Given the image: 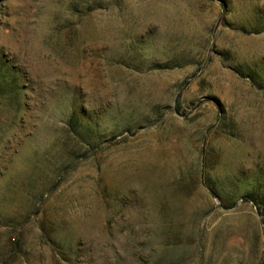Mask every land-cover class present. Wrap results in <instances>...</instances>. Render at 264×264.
Instances as JSON below:
<instances>
[{"label": "rangeland", "instance_id": "obj_1", "mask_svg": "<svg viewBox=\"0 0 264 264\" xmlns=\"http://www.w3.org/2000/svg\"><path fill=\"white\" fill-rule=\"evenodd\" d=\"M0 264H264V0H0Z\"/></svg>", "mask_w": 264, "mask_h": 264}]
</instances>
